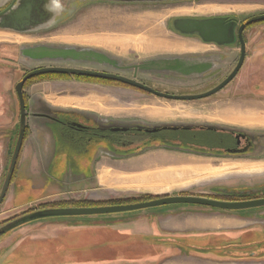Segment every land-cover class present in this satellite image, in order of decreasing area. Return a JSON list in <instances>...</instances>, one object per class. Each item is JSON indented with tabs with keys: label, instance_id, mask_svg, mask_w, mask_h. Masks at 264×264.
I'll list each match as a JSON object with an SVG mask.
<instances>
[{
	"label": "rangeland",
	"instance_id": "obj_1",
	"mask_svg": "<svg viewBox=\"0 0 264 264\" xmlns=\"http://www.w3.org/2000/svg\"><path fill=\"white\" fill-rule=\"evenodd\" d=\"M12 1L2 0L0 11L7 8ZM51 1L55 4L56 14L49 19L47 17L40 19L35 12L34 7L38 5L39 0H19L12 12L0 18L1 88L5 93L9 91L15 102V84L33 69L49 67V65L81 66L78 62H74L81 53L97 54L109 61L110 58H114L129 65L185 53L187 49H183L185 46L192 48L189 52L204 51L213 46L182 42L184 39L181 35L187 34L178 31L177 21L232 18L240 24L250 17L264 14V0ZM19 12L21 14L19 22L12 21ZM236 28L235 25L232 32H236ZM245 36L248 40V59L242 72L230 86L203 100L169 101L115 84L56 76L31 80L25 87V95L28 96V91L32 93L33 90V92L39 91L38 95L41 97L45 94L47 99L53 101L59 100L58 97L83 98V102H92L89 105H79L91 110L85 113H91L99 120L136 125L137 128L217 125L264 134V122L238 121L239 117L249 115L255 106L264 107L262 86L264 22L250 26ZM43 47L61 48L66 53L52 57L55 59H42L44 55L40 53V49ZM225 47V49L237 48L235 45ZM37 48L39 53L33 55L31 52ZM27 54L30 57H27ZM236 58V52L228 55L227 63L216 71L217 76L215 73L210 79L198 80L196 77L193 82H184L181 79L162 75L158 77L159 83L152 84L154 88L168 93L182 92L188 95L202 93L208 90L210 82L217 80L216 77H221L232 69ZM98 64H84V66L110 71L105 64ZM256 74H258L259 88L250 85L255 80ZM138 79L144 80L147 76L138 75ZM32 109L35 110L36 107ZM16 131L18 132V128ZM174 135L178 137L182 136V133ZM15 139L16 136L12 139L13 146ZM13 146L8 150L6 161L1 166V182ZM130 153L123 155L110 153V157H107L110 171H105L103 176L107 178L110 174V190L105 186L103 192L110 196L109 201L137 199L148 195L215 197L218 194L215 189H264V151L258 158L245 161L233 160L215 152H194L162 147L159 143L149 145L143 152ZM84 193L64 195L67 201L63 203L82 201ZM38 206L41 204L32 205L28 209H17L16 212L0 211V224L26 211L37 209ZM169 206L178 205L161 206V208Z\"/></svg>",
	"mask_w": 264,
	"mask_h": 264
},
{
	"label": "crops",
	"instance_id": "obj_2",
	"mask_svg": "<svg viewBox=\"0 0 264 264\" xmlns=\"http://www.w3.org/2000/svg\"><path fill=\"white\" fill-rule=\"evenodd\" d=\"M1 81L2 75L0 188L1 166L19 126L16 102L9 91L2 90ZM39 93H27V136L0 211L61 203L67 201L64 195L81 192H85L84 201H109L103 190L105 186L110 190V174L106 178L103 173L110 171V155L66 143L52 120L55 112L77 117V111H91L79 105L92 102L77 97L53 101ZM242 120L263 123L264 107L255 106L249 115L239 117L238 121ZM0 264H264V208L225 211L178 205L41 219L0 240Z\"/></svg>",
	"mask_w": 264,
	"mask_h": 264
},
{
	"label": "flooded vegetation",
	"instance_id": "obj_3",
	"mask_svg": "<svg viewBox=\"0 0 264 264\" xmlns=\"http://www.w3.org/2000/svg\"><path fill=\"white\" fill-rule=\"evenodd\" d=\"M114 1H124V0H114ZM211 19H223L224 21L223 24L228 25L229 27L226 34L222 38H220L221 39L220 43L214 41H204L197 33L182 32V34H187V35H181V36H183L182 39L184 40L182 42H184V44H188L189 42H194V43H198L199 45L204 44L205 46H213L214 49L211 47V49H207L204 51H196V52L193 51L189 52L188 50H186V52L182 54H174L173 56H164V57L148 59L140 62L139 64H129V65H125L121 61L114 60V58H110L109 61L97 54L81 53V55H78V57L74 59L76 60L74 62H78L79 64H81V66L49 65V67L75 68L86 71L112 74L115 76L126 78L128 80H133L139 84H142L160 93L180 96V95H188V93H182V92L178 94L168 93L165 90L154 88L152 83L154 82L159 83L160 78L158 77L162 75L171 76L174 77L175 79H181L184 82H193L196 77H197L196 79L198 80H206L208 78L210 79L211 78L210 76L215 74L216 71H218L222 65L227 63L228 55H230L232 52H236L237 58L234 60L233 63L234 65L232 69L228 73L225 72L224 74H222L221 77L218 78L216 77L217 79L216 81L210 82L211 84L208 86V90H207L209 91L215 88L216 86H218L219 84H221L222 82H224L230 76V74L234 71L235 67L237 66L242 52L240 40L238 37V28L242 22L238 24L236 20L232 18H211ZM205 20H209V19H205ZM183 21H204V19L203 20L183 19ZM235 25L237 26L236 32H232V29L234 28ZM250 26H247L242 31V41L244 43V59L242 66L240 67L234 78L231 81H229L223 89L230 86L234 82V80L242 72L244 65L248 59V48H247L248 40L246 39L245 33ZM178 31L180 30L178 29ZM234 42H236V44H234ZM232 45L237 46V48L225 49L226 48L225 46L231 47ZM223 48L224 50H221ZM40 50H41L40 53L44 55L42 59H46V60L55 59L52 57H57L59 54L66 53L65 50L55 47H50V48L43 47V49ZM35 51H32L31 53H33V55L39 53L38 48ZM28 56L29 54H27V57ZM97 62H100V64L102 63L103 65L105 64L107 67L110 68V71L109 69H95L94 67L92 68V66L91 67L84 66V64L97 65L98 64ZM185 69H187L186 72ZM130 72L131 74L129 75ZM138 75H146L147 79L144 80L138 79ZM215 76H217V73L215 74ZM68 77L74 79H80V80L99 81V82L115 84L126 87L127 89H132L134 91L146 93L144 91L132 88L127 85H123L115 81H105V80H98L93 78H81V77L77 78L71 76ZM254 78L255 80L252 81L250 85L253 88H259L258 85L260 84L258 80V74H256ZM262 86L264 88V79L262 80ZM14 92H15V86H14ZM146 94L152 95L149 93ZM189 95H193V94H189ZM23 99L25 103V111L27 118L28 96L25 95L24 86H23ZM16 106H17V121L19 124V103H18L17 95H16ZM74 114L77 117H66L60 112L53 113V115H56V117L55 119L53 118L52 120H54L58 124L61 138L64 139L66 143L68 142V144L69 143L73 144L77 148L84 150L92 148L95 151L98 150L99 152H105L108 153L109 155L110 153L117 155L118 154L123 155L125 153H129L130 151L135 150L138 147H141L143 143H147V142L168 144L172 148L182 149L186 151L220 153L219 154L220 156L222 154L223 156H227L233 160H241V161L258 158L260 155L263 154L264 151V134H259L258 132H247L244 130H236L234 128H228V127L226 128L217 125H213V126L199 125V126H186V127L175 126L177 128L176 130H169V129L163 130L162 128H159V131L155 133H147L145 131L147 127H143L140 130V129H136L137 128L136 125H122L121 123H116V122L110 123V120L109 121L102 119L99 120L96 118L95 115L93 116V114L91 113L77 111ZM25 131H27V128ZM175 133H180V134L182 133V136L177 137L176 135H174ZM176 139L177 141H175ZM11 181H10V185H11ZM10 185L8 187L4 200L0 204V208L2 207V205L6 200V197L10 189ZM55 204L58 203H53L48 205H55ZM42 205L43 204H41V206ZM41 206H38L37 209L26 211L21 215L15 216L12 219L2 222L0 224V229L25 215L40 210ZM19 227L20 226L13 228L7 232L0 233V238Z\"/></svg>",
	"mask_w": 264,
	"mask_h": 264
},
{
	"label": "water",
	"instance_id": "obj_4",
	"mask_svg": "<svg viewBox=\"0 0 264 264\" xmlns=\"http://www.w3.org/2000/svg\"><path fill=\"white\" fill-rule=\"evenodd\" d=\"M1 2L2 0H0V8L2 6ZM18 2L19 0H13L7 8H5L3 11L0 12V18L12 12L15 9V6ZM48 9H50V11ZM55 9H56L55 4H53L51 0H39L38 5L34 7L35 12H37V15L40 19L44 17H47L49 19L50 17L54 16L56 14ZM40 11H42V13ZM20 17L21 14L19 12L16 14V16H14V19L12 21L19 22ZM27 17H29V15ZM223 22H224L223 19H209L204 21L179 20L176 23V28H178L183 33H197L204 41H214L220 43L221 41L220 38H222L229 29L228 25H224ZM261 22H264V14L250 17L244 20L240 24L238 28V37L240 40L242 52L237 66L224 82H222L221 84H219L218 86H216L215 88L209 91L199 94L180 95V96L168 95L154 91L149 87H146L133 80H128L123 77L102 73V72L86 71L75 68L43 67L26 73L15 85V92L19 103V126H18V133L14 144V148L8 164V168L6 170L5 177L0 189V204L4 200L6 192L10 185V181L14 173L17 158L20 153L21 146L24 140V135L26 130V111H25V103L23 99V86L27 81L42 75H61V76L81 77V78H93L98 80L119 82L123 85L130 86L132 88L152 94L158 98L166 99L170 101L191 102V101L203 100L220 92L227 85V83L234 78V76L242 66L244 59V43L242 41V31L247 26L258 24ZM186 71L187 69H185V72ZM159 128H162L163 130L177 129L175 126H159V127L146 128L145 131L147 133H155L159 131ZM136 129L141 130V128H136ZM168 205H192V206H201V207H207V208L225 210V211H239V210H248V209H256V208L264 207V198H258L254 200L240 201V202H225V201H219L202 196L177 195V196H160L150 201L139 202L135 204L96 206V207H88V208H48V209L34 211L28 215H25L11 222L10 224L1 228L0 233L7 232L23 224L33 221H38L41 219L113 215V214L127 213V212L150 209L154 207L168 206Z\"/></svg>",
	"mask_w": 264,
	"mask_h": 264
},
{
	"label": "trees",
	"instance_id": "obj_5",
	"mask_svg": "<svg viewBox=\"0 0 264 264\" xmlns=\"http://www.w3.org/2000/svg\"><path fill=\"white\" fill-rule=\"evenodd\" d=\"M44 76L68 77V76H61V75H42L39 77H44ZM36 78H38V77H36ZM77 78H79V77H77ZM33 79H35V78H33ZM33 79H30L29 81H27L25 83L24 87H26V85ZM25 136H26V131H25L24 138H25ZM175 141H177V139ZM155 143L156 142L143 143L141 145V147H138L137 149L130 151L131 152L130 154L143 152L148 148L149 145H153ZM159 145L162 147L172 148L168 144H160L159 143ZM214 191L218 194L215 197H207V198L215 199V200H219V201H225V202H240V201L254 200V199H258V198H264V193H263L264 189L228 190V189L224 188V189H215ZM158 197H160V196H156V197L144 196L142 198H137V199L130 198V199H124V200H111V201L101 202V203H93V202L84 201V200L75 201V202L70 201V202H65V203H63V202L58 203L55 205L45 204V205L41 206V209H47V208H88V207H96V206L135 204V203H139V202L150 201V200H153V199L158 198Z\"/></svg>",
	"mask_w": 264,
	"mask_h": 264
}]
</instances>
